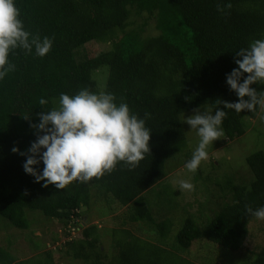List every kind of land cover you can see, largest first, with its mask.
<instances>
[{"label":"trees","instance_id":"16d2710c","mask_svg":"<svg viewBox=\"0 0 264 264\" xmlns=\"http://www.w3.org/2000/svg\"><path fill=\"white\" fill-rule=\"evenodd\" d=\"M14 4L25 29L41 39L52 38L53 44L43 57L34 48L29 54L19 48L11 51L8 60L15 70L0 80V217L23 229L22 210L26 208L60 222L63 240L56 249L65 259L81 264H193L176 251L187 250L196 240L227 252L242 249L247 226L256 218L246 212L245 205L253 210L264 207L261 151L244 159L252 181L246 187L224 188L229 199L217 210H209L210 218L201 227L188 214H179L171 245L167 235L172 219L154 221L143 206L142 195L165 177L167 160L172 163L178 157L184 140L181 114L208 107L214 115L217 108L223 109L219 100L238 102L226 84V74L238 67L236 51L264 39V0H14ZM227 4L231 7H224ZM218 5L224 8L222 12ZM132 16L141 21L128 28ZM148 22L155 33L144 36ZM95 41L108 42L109 49L82 51ZM101 69L106 75L98 87L92 73ZM251 87L264 91L261 82ZM84 88L114 94L117 105L124 102L130 114L145 119V126L151 129L150 154L131 170L120 162L99 179L73 181L59 190L51 184L45 187L44 181L36 182L25 173L26 157L13 153L12 148L25 152L36 139L29 125L39 122L37 113L59 107L61 93L72 96ZM41 98L48 103L41 106ZM260 107L240 113L224 109L222 137L231 140L241 135V120L254 118ZM37 167L42 171L44 165L41 162ZM93 196L123 209L122 216L113 217H122L116 223L118 228H108L114 250L110 257L102 249L100 228L94 224L81 228L79 224ZM127 221L152 226L157 244L124 229ZM167 240L170 250L165 248ZM0 261L57 264L50 249L18 262L0 250ZM248 264H264V243Z\"/></svg>","mask_w":264,"mask_h":264},{"label":"clouds","instance_id":"9594fccd","mask_svg":"<svg viewBox=\"0 0 264 264\" xmlns=\"http://www.w3.org/2000/svg\"><path fill=\"white\" fill-rule=\"evenodd\" d=\"M217 10L222 12L224 8L218 5ZM19 17L14 0H0V80L15 70V65L8 60L11 51L19 48L29 54L34 48L35 54L43 57L53 44L52 38L41 39L38 34L27 31ZM234 63L238 67L226 74V84L235 92L238 102L219 100L223 109L217 108L214 115L197 108L185 118V123L200 138L191 159L185 164L192 173L208 158V146L224 135L221 127L227 115L224 109L240 113L244 110L253 112L257 105L264 106V91L258 92L251 87L257 82L264 83V39H256L247 48L236 51ZM115 99L114 94H96L87 88L72 96L61 93L59 107L42 110L37 113L39 122L30 123L36 136L30 147L25 152L12 148L13 153L26 157L25 173L33 176L36 182L44 181L45 187L51 184L59 190L73 181L99 179L105 173H111L120 162L130 170L136 168L145 154H150L151 129L145 126V119L130 114L126 103L117 105ZM47 103L44 98L39 100L41 106ZM24 118L28 119V116ZM261 119L264 120V116ZM41 162L44 167L39 171L37 166ZM179 186L194 190V185L188 181H179ZM245 209L248 214L264 220V207L253 210L251 205H245Z\"/></svg>","mask_w":264,"mask_h":264},{"label":"rangeland","instance_id":"374dc122","mask_svg":"<svg viewBox=\"0 0 264 264\" xmlns=\"http://www.w3.org/2000/svg\"><path fill=\"white\" fill-rule=\"evenodd\" d=\"M130 21L131 24L128 28H133L134 25L140 23L141 19L132 16ZM154 33L151 22H148L144 36H151ZM84 49L88 53L93 52L94 49L103 52L109 49V44L106 41H95L86 44L82 47V51ZM105 75L104 69L92 73L98 87L103 84ZM198 109L201 112H211L208 107H199ZM194 110L179 116L184 140L180 145L178 157L173 159L172 163L167 160L165 177L142 195L143 206L152 213L154 221L165 217L172 219L170 223L173 226L167 235L170 238L168 239L169 244L172 243L170 241L177 231L180 213L188 214L195 225L201 227L207 218H210L208 211L217 210L218 207L225 204V200L229 199L226 198L230 196L229 194L225 195L227 189L223 191L224 188L231 185L246 187L252 181V174L244 162L245 157L256 151H261L264 154V120L261 119L264 116V106H261L254 118L241 120L243 129L241 135L235 136L231 140L221 137L214 141L207 148L208 158L201 162L195 173L190 172L185 164L191 159L200 138L196 131L185 123V118L192 115ZM181 180L193 184L194 190L188 191L180 188L179 181ZM89 205V209L82 216L83 221L79 223L80 227L91 224L99 227L101 243L104 247L102 249L110 257L114 250L108 228H118L116 223L120 222L122 217L120 220L113 217L122 216L123 209L115 203L104 204L96 196L90 198ZM22 215L26 223L23 229L13 227L7 220L0 217V250L4 255L18 262L37 254L42 255L50 249L52 250V260L57 264H63L62 260H65V264H81L78 261L69 260L67 257L65 259L62 253L57 251L56 248L61 247L63 240L60 222L43 215L38 210L25 208L22 210ZM111 218L113 219L111 220ZM137 223L127 221L123 228L142 240L157 244L152 226H148L142 221ZM247 228V239L242 249L235 252H227L203 240H196L190 244L187 250L176 251V254L193 264H248L256 250L264 243V220L255 218ZM71 235L75 237L76 233ZM168 240L165 248L170 250Z\"/></svg>","mask_w":264,"mask_h":264},{"label":"built area","instance_id":"2783aa9c","mask_svg":"<svg viewBox=\"0 0 264 264\" xmlns=\"http://www.w3.org/2000/svg\"><path fill=\"white\" fill-rule=\"evenodd\" d=\"M70 232H71V233H74V231H73L72 229L70 230Z\"/></svg>","mask_w":264,"mask_h":264}]
</instances>
